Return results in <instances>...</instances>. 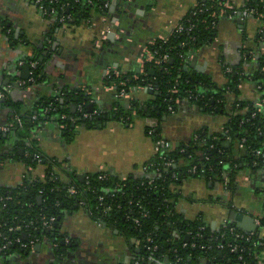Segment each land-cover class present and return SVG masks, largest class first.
I'll return each instance as SVG.
<instances>
[{"label": "crops", "instance_id": "0c3cea01", "mask_svg": "<svg viewBox=\"0 0 264 264\" xmlns=\"http://www.w3.org/2000/svg\"><path fill=\"white\" fill-rule=\"evenodd\" d=\"M199 0H104L105 12L92 13L89 24H64L43 13L34 0H0V130L7 138L0 139V190H13L22 185L28 172L44 179L47 166L38 164L27 168L18 157L24 149L20 138L8 135L17 112L31 116L42 104L75 90L87 91L93 109L112 114L102 128L75 124L74 133L67 137L55 117L42 121L31 135L37 146L50 160H58L69 173L62 180L71 182V175L109 173L118 179L143 177L145 166L156 154L153 138L147 129L156 127L160 136L173 145L190 143L195 134L206 129L222 134L235 101L255 104L264 110L259 89L251 80H244L239 95H226L227 114L209 113L183 98L178 108L159 122L148 115L132 112L119 120L115 117L119 105L128 111L132 104L147 110L155 96L146 88L132 89L127 98H117L105 79L110 71L122 74L139 73L145 47L166 37L198 4ZM241 8L244 0H232ZM264 22L260 18L221 17L214 42L196 50L190 56L194 72L211 79L218 86L226 83L223 64H241L251 73L258 57L264 53V41L259 39ZM44 61V80L29 83L32 68L25 70L30 60ZM247 57H252L250 61ZM243 61L244 62L243 64ZM89 104V105H90ZM17 110H16V108ZM72 106L71 112L77 108ZM17 111V112H16ZM16 112V113H15ZM67 116H63L65 119ZM23 141H27L26 138ZM23 149V152H19ZM238 154V147L235 152ZM228 168V165H227ZM212 183V182H210ZM203 179L187 178L174 189L180 198L177 211L188 221H202L218 230L226 223L239 225L252 233L251 222L264 218V167L243 169L225 184ZM224 185V186H223ZM257 226V225H256ZM258 229V227H257ZM62 243L72 241L71 247L58 255L56 244L44 239L28 252L9 256L0 253V264H131L136 240L118 230L103 225L83 207L67 213L61 221ZM196 264H213L200 259Z\"/></svg>", "mask_w": 264, "mask_h": 264}, {"label": "trees", "instance_id": "16d2710c", "mask_svg": "<svg viewBox=\"0 0 264 264\" xmlns=\"http://www.w3.org/2000/svg\"><path fill=\"white\" fill-rule=\"evenodd\" d=\"M220 2L199 0L198 7L182 19V32L172 33L167 41L157 39L147 45L154 60L168 56L166 63H146L143 73L139 71L120 77L112 73L105 79V86L113 88L115 97L123 88L129 90L148 85L154 88L155 98L149 102L147 110L132 104L125 111L119 105L117 112H114L116 118L127 119L135 112L160 122L177 110L176 100L183 98L209 113L227 114L226 95L234 94L237 97L241 82L246 79L260 87L264 101V53L258 57L251 73L242 63L226 64L233 72L225 74L226 83L221 87L190 67L191 54L212 44L216 38L222 8ZM42 4L50 17L58 22L64 17L67 24H89L93 12H105L106 9L104 0H42ZM245 8L252 17L257 18L264 15V0H249L240 10ZM259 39L264 41V33L259 35ZM250 59L252 57H247L248 61ZM30 62L37 63L32 70V83H42L45 79L44 61L36 57ZM223 67L226 68L225 64ZM121 82H126V86H122ZM91 102V95L87 91L75 90L42 103L31 116H22L16 111L22 125L16 123L14 128L9 129L8 135L15 134L20 138L18 145L24 149V154L21 158L17 155V158L27 168L35 169L38 164H44L47 169L42 180L28 172L22 185L16 189L0 190V246H7L1 253L3 256L28 252L31 242L44 239L57 245L58 255L64 253L73 243H62V218L83 207L91 212L94 220L140 242L137 249L134 248L131 264L134 261L141 264H165L167 261L196 264L202 258L213 264H264V260L262 263L259 261L264 257V218L260 219L261 226L254 235L243 232L234 223L212 230L202 219L191 222L177 211L180 195L174 189L187 178L203 179L213 184H225L229 178L231 186L238 171L264 167V159L257 155L258 151L264 153V110L255 104L236 100L222 134H211L203 129L188 144L176 145L172 149L161 148L147 163L148 169L143 177L130 176L122 180L109 173H96L90 174L84 181L71 175V182L66 183L62 180V174L69 175L68 171L58 160L46 159L31 135L42 121L55 117L64 125L65 136L72 137L74 128L73 122L70 123L68 119L70 115L77 125L104 127L112 114L96 109L89 111ZM72 106L77 108L73 113ZM85 114L89 115L88 119L84 118ZM63 116L67 117L62 119ZM33 117L37 119L33 120ZM153 128H148L147 134ZM151 135L155 142L164 140L157 128ZM25 138L27 141H23ZM237 147L238 154L234 155ZM170 162L175 167L169 166ZM71 188L76 193L73 194ZM100 198L103 200L100 201ZM53 217L56 221L53 229L49 230L44 226V221ZM202 227L204 230H201ZM231 228H235L244 238L237 239ZM247 238H250L249 241ZM17 239L21 242L17 243ZM21 244L27 246L24 248ZM231 246L236 247V251L233 252Z\"/></svg>", "mask_w": 264, "mask_h": 264}, {"label": "built area", "instance_id": "2783aa9c", "mask_svg": "<svg viewBox=\"0 0 264 264\" xmlns=\"http://www.w3.org/2000/svg\"><path fill=\"white\" fill-rule=\"evenodd\" d=\"M35 1V4L37 5V7H39V9L43 12V13H45V14H47V10H46V8L43 6V4H42V0H34ZM245 2H244V5H243V7H245V5H246V3L249 1V0H244ZM220 5L222 6V8H221V10H220V14H219V17L221 18V17H227V18H234V17H240L241 19H247V18H249V17H252V14L249 12V10L247 9V8H245V9H242V10H240V8L239 7H237L235 4H234V2L233 1H228V0H221V2H220ZM196 7H198V4L194 7V8H196ZM193 8V9H194ZM257 18H260L261 20H263V18H264V15H260L259 17H257ZM182 21V20H181ZM181 21L173 28V30L170 32V34L168 35V36H166V37H163V38H160V39H162V40H165V41H167V39L169 38V36L172 34V33H174V32H182L183 31V26L181 25ZM60 23H64V24H67L66 23V18H61L60 19ZM262 33H264V25H263V28H262V30H261V34ZM154 42H152V43H150V44H153ZM149 44V45H150ZM168 56H164V57H162V58H160V59H156V60H154V55L149 51V49H148V46H146L145 47V49H144V52H143V55H142V58H141V69H140V73H143V71H144V65L146 64V63H153V64H155V65H160V64H162V63H166L167 61H168ZM189 63H190V57H189ZM30 66H31V68H32V70L33 69H35L36 68V66H37V63L36 62H30ZM227 65H225V67H226ZM233 72V69L231 68V67H226L225 69H224V73L226 74H228V73H232ZM114 74L116 77H120L121 75H122V73H120L119 71H116V70H114V71H110L108 74H107V76H106V78L108 77V76H110L111 74ZM32 75H33V72L31 73ZM33 82V77L31 76V78H30V80H29V83H32ZM121 84H122V86H126V82H121ZM138 88H146V89H149V90H152V91H154V88H153V86L152 85H148L147 87H138ZM137 88V89H138ZM258 89L260 88V87H257ZM111 89H113L112 87H111ZM132 92V89H129V90H127V89H125V88H123L122 90H121V92L116 96L117 98H127V97H129L130 96V93ZM182 99H178V100H176V104L178 105L179 103H180V101H181ZM170 110L172 111L173 110V108L171 107L170 108ZM173 113V112H172ZM253 116H254V114H253ZM84 118L85 119H88L89 118V115L88 114H85L84 115ZM37 119V117H33V120H36ZM16 123L19 125V126H21L22 125V122H21V120L20 119H17V121L16 122H14V123H12L11 124V126H10V128L12 129V128H14V126L16 125ZM156 129V127H154L150 132H149V136H151L152 137V133L154 132V130ZM155 142V141H154ZM155 146H156V154L160 151V149L161 148H163V147H170V143L169 142H167V141H165V140H158V141H156L155 142ZM241 147H243L242 145H241ZM155 154V155H156ZM257 155H259L260 157H262L263 159H264V153L263 152H261V151H258L257 152ZM169 166H174L175 167V165L172 163V162H170L169 164H168ZM147 169H148V167L147 166H145V168H144V170H145V172L147 171ZM150 183H153V181H150ZM71 192L74 194V193H76V191L74 190V188H71ZM103 200V198H100V201H102ZM55 221H56V219L53 217V218H51L50 220H48V221H44V226L47 228V229H49V230H52L53 229V225H54V223H55ZM136 223H139V221L138 220H136ZM229 223H226V224H224V226H226V225H228ZM231 224V223H230ZM256 225H257V227L259 228L260 226H261V222H260V220H256ZM18 230V229H17ZM16 230V231H17ZM201 230H204V227H202L201 228ZM10 231H15L14 229H11ZM231 232L232 233H234L235 234V237L237 238V239H242V238H244V236L242 235V234H240V233H238V232H236V229L235 228H231ZM254 233L255 232H252V233H250V235H254ZM247 234H249V233H247ZM264 234V233H263ZM249 239L250 238H247V240L249 241ZM17 243H20L21 241L19 240V239H17V241H16ZM65 243L66 244H69L70 243V241L67 239L66 241H65ZM34 244H35V242L33 241V242H31L30 243V246L31 247H33L34 246ZM140 245V242H138L137 241V247ZM21 246L22 247H26L27 245H25V244H21ZM187 245H184V247H186ZM192 246H195V244H192ZM232 247V251L234 252V251H236V247H234V246H231ZM7 248V246L6 245H4V246H0V253H2V251L4 250V249H6ZM220 248H223L222 246H220ZM241 258V257H240ZM242 259V258H241ZM264 260V257L263 258H259V261H260V263H262V261ZM134 264H141V262L140 261H134ZM165 264H173L172 262H168V263H165ZM241 264H246V263H241Z\"/></svg>", "mask_w": 264, "mask_h": 264}, {"label": "water", "instance_id": "95a60500", "mask_svg": "<svg viewBox=\"0 0 264 264\" xmlns=\"http://www.w3.org/2000/svg\"><path fill=\"white\" fill-rule=\"evenodd\" d=\"M190 67L192 68L193 66H191V64H190ZM29 69H30V65L27 64L26 67H25V70L28 71ZM0 102L7 104V101H6V98L5 97H3L2 99L0 97ZM88 110L89 111H93V105L92 104H90L88 106ZM1 138H7V135L6 134H3V132L0 130V139ZM19 152H23V149H20ZM78 178L81 179V181H83V178L84 177L80 175ZM209 185L212 186V183H210ZM39 201H41V198H39ZM244 220H245V222L249 221V222H251V224H253V227H251L250 230H248V231H250V232H256L257 226L254 224L255 223V220L253 218H251V217L249 218L247 216L245 217ZM103 225H106V224H103ZM237 227L239 228L240 226L237 225ZM187 240H189V239H187Z\"/></svg>", "mask_w": 264, "mask_h": 264}, {"label": "rangeland", "instance_id": "374dc122", "mask_svg": "<svg viewBox=\"0 0 264 264\" xmlns=\"http://www.w3.org/2000/svg\"><path fill=\"white\" fill-rule=\"evenodd\" d=\"M36 6H37V5H36ZM261 21H262V20H261ZM17 119H19V118L16 117V121H17ZM174 147H175V145H173V144L170 143V148L172 149V148H174ZM223 186H224V185H223ZM136 244H137V240H136ZM165 263H168V261L165 262Z\"/></svg>", "mask_w": 264, "mask_h": 264}]
</instances>
